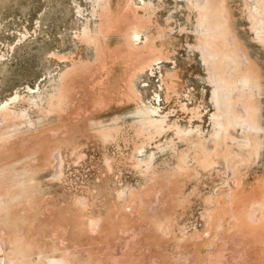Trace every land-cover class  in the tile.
<instances>
[{"label":"rangeland","instance_id":"374dc122","mask_svg":"<svg viewBox=\"0 0 264 264\" xmlns=\"http://www.w3.org/2000/svg\"><path fill=\"white\" fill-rule=\"evenodd\" d=\"M185 1L153 0L154 12L144 16L114 0V16L99 10L103 31L109 25L114 31L103 32L96 50L83 37L85 18L95 20L91 0H0V106L21 94L17 107L28 112L20 118L6 112L0 126V204L10 201L9 214L0 208V230L7 229L0 236V264L4 255L12 264L10 240L20 245L22 235L36 248L34 261L39 250L61 264H264V225L245 230L249 226L239 221L245 199L264 183V89L259 152L239 166L244 185L231 192L236 198L226 202L228 215L219 214L222 225L215 215L205 221L226 170L223 147L213 166L203 155L214 140L219 83L210 79L196 12ZM225 3L229 27L264 77V45L244 0ZM140 22L152 40L147 47L128 40L129 27ZM52 78L56 88L65 82L56 89ZM37 86L45 96L38 106L30 99ZM150 105L158 107V126L141 115ZM231 132L240 140L238 126ZM58 151L62 171L52 178ZM33 173L38 185L18 188Z\"/></svg>","mask_w":264,"mask_h":264},{"label":"bare ground","instance_id":"6f19581e","mask_svg":"<svg viewBox=\"0 0 264 264\" xmlns=\"http://www.w3.org/2000/svg\"><path fill=\"white\" fill-rule=\"evenodd\" d=\"M91 1H92L91 4L92 3L93 4H92V11H90V13H91L90 15L95 20L93 21V24H92L90 16L85 18L84 27H83V34L84 35L83 34L82 35L85 38V41L90 46L95 47L96 50H100L101 35L105 34L103 32L105 31L106 33H109V32H113L114 30L112 31L111 30L112 28H110L111 25H109V27L107 26L109 29L106 27V29H104V31H103L104 26H102L100 24L101 20L99 21V19H100L99 18V16H100L99 10L102 7H106V9L109 12L113 13V16H114V12H116V9L114 7L115 6L114 0H91ZM187 1L194 6V9L196 12V17H197L198 27H199L198 29L202 33V37H203L201 39L202 44H199V45H201L200 49H203L202 51L205 55L203 60L205 61L206 68H208V70H209L210 79L213 81V84L216 83L215 80H217L219 83V85H217V84L215 85V86H218L217 90L214 89V90H216V92L214 91V93H216V95H215V102L216 103L215 104L218 107L217 112H215L216 114L214 113V115H213L214 140H213L212 144L209 145V147H208L209 150L207 149L208 153L205 154V152L207 150L206 151L204 150V154H203L204 156L207 155V159L210 160L211 163H209L206 159H205V161L204 160L203 161H204L205 165L208 164V166H213L212 164L215 163V159H214L215 157L213 158V156H216L215 154H217L219 152V149L221 147H223L224 150H223V152L221 150V152L224 154L223 159H225V161H226V170L223 173L221 172V176L223 177V185L218 186V189L214 193L215 197L210 198L208 200L207 205H209V206H206L203 217H204L205 221L207 220L210 222V219L213 220L214 215H215V218H217V219H214V221H216V220L220 221L218 217H221V216H219V214L222 212L227 214V211H225L226 202L228 201L229 204H230V202H231V204H234L236 197L231 196V192L232 191L234 192V190H236L239 187H242V185H244L243 184V176L244 175H243V172L239 166H241V165L245 166V164L248 165L249 160L254 155L258 154L259 148L262 145L261 144L262 141L260 140V135H259V131L262 129L261 124L259 122V95L261 96V93L263 92V89H264V77L261 74L258 66H256L252 62V60L250 59L246 49L238 41V39L235 37L234 33L232 32L231 28L229 27L230 16H229L228 9L226 7L225 0H187ZM188 2H186V3H188ZM125 3L127 6L126 8L128 10H134V11H136V13L139 12L140 9H142L144 11V16H147L148 14L151 15L154 12L153 0H142V2L140 3L141 5L138 4L136 0H125ZM178 4H179V2H178ZM244 5L246 6L247 18L251 22L252 31L255 32L254 35H256L255 37H257L258 42L261 43L262 45H264V0H253L252 3L248 2V0H244ZM79 12H81V11H79ZM83 13H84V10H83ZM137 19H138V17H137ZM145 19L148 20L147 17ZM133 20H134V18H133ZM134 22L137 23V21H134ZM141 22L138 25L134 24L135 26L131 27L133 29H131L129 27L131 32H130V34L128 33L129 34L128 40H129L130 44H133V45L142 44L143 46L147 47V46L152 44V40H151V37L145 33V29H143V25L141 24ZM115 27H117V26H115ZM122 33L125 34L124 32H122ZM127 38H128V36H127ZM198 49H199V47H198ZM202 51L200 52L201 54H202ZM159 60H161V58H157L156 60H152V61L148 62L147 66H150V68H151L153 66L154 62L156 64H158ZM65 76H67V75L65 74ZM52 82H53L52 83L53 87L56 88V85L58 82L55 81L54 78H52ZM64 82H63V84H64ZM63 84H62V86H63ZM62 86H58V87L61 88ZM30 91L32 94L31 98H30L31 104L38 106V103L41 100H43L45 96H43V93L41 92L40 87H38V86L36 89H30ZM57 91H60V90L58 89ZM59 94H60V92H59ZM20 95L16 94L15 97L11 98L5 104H3V107L0 106V126H3L4 124H6V120H8L5 118H2V116L6 112H12L13 116H14V112H15V115L18 117L24 116V114L26 113L25 109L19 110L17 107V104L19 102H21V100L22 101L24 100V98L21 99ZM52 95H54V94H52ZM56 97L57 96H55V98ZM156 98L159 100L160 96L157 95ZM157 109H158V107L150 105V106H147L146 109L142 110V112H141V115L146 118V122L151 123L152 126L156 125V124L158 126V124H161V122H162V120L155 118V114L158 112ZM12 113H10V114H12ZM27 113H26V115H28ZM6 114H8V113H6ZM11 116H10V118H11ZM164 123H162V124H164ZM236 126H238L240 128V131H241L240 137L241 138H240V140L237 138L238 141L235 142L234 138H236V137H234V135L232 134L233 132H231V131ZM108 132H110V131H108ZM188 134H189V132H188ZM0 136H2V135H0ZM142 148H143V146H142ZM142 148L139 147L138 151L141 152ZM195 156H196V154H195ZM221 157H223V156H221ZM54 160L55 161L53 162L52 168H50V174L52 175V178L54 176L57 177L58 174H60V170L62 171V169H61L62 156H61L60 151H58L56 153ZM65 160H64V163H65ZM196 160H198V158ZM145 161H147V160H145ZM146 163L148 165H150V164H152V161H147ZM224 164H225V162H224ZM181 165L184 167V165H186V163L183 162V164H181ZM13 166H14V164H13ZM208 166H206V167H208ZM206 167H204V168H206ZM245 167H247V166H245ZM8 168H10V167H8ZM142 168H143V166H142ZM16 170H18V169H16ZM180 170H182V168H180ZM10 171H13V170H10ZM37 175L35 173L34 175H32V177L29 176L28 181H26L27 183L25 181L22 184L20 183L21 187H18V188L23 187V188L30 189L29 186H31V185L37 186L38 185L37 184V182H38L37 181L38 180ZM16 178H18V177L16 176ZM29 182H30V185H29ZM15 183H16V181H15ZM16 186H17V184H16ZM34 188H31L30 191H32ZM34 190H36V189H34ZM228 191L230 193H228ZM16 192L17 191H15L14 193H16ZM24 193H28L27 190H26V192L24 190ZM252 193H254L255 199L253 198V196L245 199V203H246L245 208L243 207L242 209H240V210H244L243 211L244 216L243 217L241 216L242 217V218H240L241 220H239V217L237 218L240 222L241 221L244 222V226H245V224L247 226H249V228L245 229V230H249V229L252 230V228H255V227L259 228L260 226L264 225V183L262 185H259L258 188H254V191ZM16 194H14V195H16ZM122 194H123V192H122ZM14 195H12V196H14ZM27 195H30V194H27ZM6 196H8V194ZM18 196H20V195H18ZM8 197H10V196H8ZM231 197H233V198H231ZM240 197L242 198V196H240ZM23 198H26V197H23ZM20 199H21V197H20ZM14 200H16V199H14ZM34 200H36V199H34ZM0 201H1V199H0ZM22 201H24V200H22ZM28 201H29V198H28ZM9 202L10 201L8 200V203ZM12 202L14 203V201H12ZM8 203L7 204H6V202H4V204L1 203V204H3V206H1L0 208H1V210L4 208V211L7 210V213L9 214V212H8L9 208L7 207ZM240 203L239 204L237 203V204L240 205ZM18 204H20V202ZM229 204H228V206H231ZM22 205L25 206V204H22ZM10 208H11V204H10ZM222 208H224V209L222 210ZM216 210H218V211H216ZM9 211H10V209H9ZM237 212H239V210ZM224 213H223V215H225ZM216 215H218V216H216ZM230 216H232V214ZM1 217H3V216H1ZM4 217L6 218V216H4ZM223 218L221 220L224 221L225 218L224 219ZM2 219H4V218H2ZM26 221H27V219H26ZM223 221H220L218 225H222ZM234 222H235V220H234ZM240 222H239V224H240ZM237 223H238V221H237ZM262 228H264V227H262ZM165 229H167V228L165 227ZM5 230L7 231V229H4V231L0 230V236L1 237H3V236L5 237V235H6ZM9 230H11V229H8V232L10 233ZM9 233H8V236L11 235ZM22 238H23V235L21 236V244L20 245L18 244V242L15 241L16 239L10 240L12 251H13L12 253H15V255H16V258L14 257V261L11 262L12 264H43V263H45V264H61L59 261L42 254V252H40L39 250H38L39 252L37 251L35 253H39L40 256L38 257L37 261H34L31 255L34 253L33 250L36 248L33 246L34 247V249H33L31 247V244L29 242H26V241L24 242V240H22ZM0 240H1V238H0ZM32 241H33V239H32ZM3 245H4V243H3ZM263 245H264V243H263ZM4 248H6V247H4ZM64 250H65V248H64ZM64 250H62V252ZM62 254L65 255L64 252L60 254L61 256H64ZM259 256H261V255H259ZM66 257H68V255ZM66 257H64V258H66ZM127 257H128V255H127ZM263 257L264 256H262V258ZM61 258H63V257H61ZM4 259H5V261H3V264H9V263H7V259H6L5 255H4ZM66 259L68 262V258H66ZM248 259L249 258H247V260ZM64 261H66V260H64ZM233 261L234 260H232V262ZM115 262H117V261H115ZM222 262L224 263V261H222ZM103 263H104V261H103Z\"/></svg>","mask_w":264,"mask_h":264}]
</instances>
